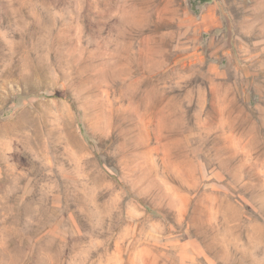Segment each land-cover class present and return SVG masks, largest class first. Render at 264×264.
I'll return each instance as SVG.
<instances>
[{"label": "rangeland", "instance_id": "rangeland-1", "mask_svg": "<svg viewBox=\"0 0 264 264\" xmlns=\"http://www.w3.org/2000/svg\"><path fill=\"white\" fill-rule=\"evenodd\" d=\"M0 264H264V0H0Z\"/></svg>", "mask_w": 264, "mask_h": 264}]
</instances>
